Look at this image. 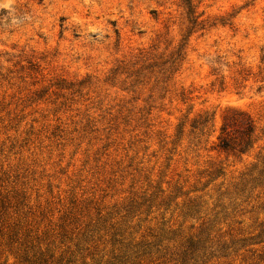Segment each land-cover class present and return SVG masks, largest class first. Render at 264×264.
Instances as JSON below:
<instances>
[{"label": "rangeland", "instance_id": "rangeland-1", "mask_svg": "<svg viewBox=\"0 0 264 264\" xmlns=\"http://www.w3.org/2000/svg\"><path fill=\"white\" fill-rule=\"evenodd\" d=\"M0 264H264V0H0Z\"/></svg>", "mask_w": 264, "mask_h": 264}, {"label": "trees", "instance_id": "trees-1", "mask_svg": "<svg viewBox=\"0 0 264 264\" xmlns=\"http://www.w3.org/2000/svg\"><path fill=\"white\" fill-rule=\"evenodd\" d=\"M224 131H225V127L222 128V134L224 133ZM252 133H253V126L251 122L249 121V122L244 123L243 129H242L243 139L237 145L238 152L244 153L249 149L251 145ZM218 147L222 150H235V148L231 146V143L229 142V140L224 136L219 137ZM187 243H188V247H190L189 248L190 250L194 249L195 245L193 244L192 241H188Z\"/></svg>", "mask_w": 264, "mask_h": 264}]
</instances>
